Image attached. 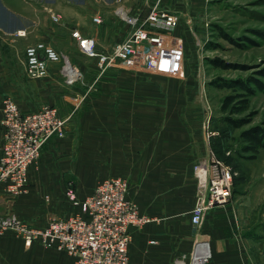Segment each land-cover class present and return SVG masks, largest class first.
Listing matches in <instances>:
<instances>
[{"label":"crops","instance_id":"crops-1","mask_svg":"<svg viewBox=\"0 0 264 264\" xmlns=\"http://www.w3.org/2000/svg\"><path fill=\"white\" fill-rule=\"evenodd\" d=\"M6 1L0 0V155L5 98L13 99L24 112L54 105L70 117L66 135L49 140L37 164L31 166L32 189L57 196L75 178L77 190L89 193L98 179L115 176L127 180L128 197L151 218L132 231L129 257L135 264H173L190 254L198 241L209 243L211 257L205 264H264V232L261 225L253 232L247 230L244 203H231V199L207 211L200 224L192 222L191 211L199 197L194 166L212 151L205 130L210 115L200 99L203 78L196 71L206 40L204 23L196 18L200 9H189L184 0L181 4L172 0L175 4L170 9L180 21L169 32L168 42L183 52L181 72L161 74L113 67L92 77L94 63H82L73 55L71 30L79 28L96 37L99 49L107 51L126 38L125 20L101 17L103 22L96 23L99 31L90 33L84 18L83 25H74L72 17L78 14L74 8L51 13L52 22L46 25L41 9L35 8L31 14ZM118 5L128 7L132 15L145 17L153 4L128 6L120 0ZM52 15H59L60 21H54ZM102 38H108V49ZM39 41L70 55L83 71V86L79 81L68 85L56 65L50 67L46 78L27 76L25 50ZM84 94L89 99L82 105L79 100ZM95 157L94 165L91 160ZM39 200L20 197L10 203L1 187L0 215L13 213L21 222L43 227L50 218L67 217L75 209L73 203H58L59 197L48 203L44 198ZM0 264H74V259L38 242L27 246L12 230L0 232Z\"/></svg>","mask_w":264,"mask_h":264},{"label":"built area","instance_id":"built-area-1","mask_svg":"<svg viewBox=\"0 0 264 264\" xmlns=\"http://www.w3.org/2000/svg\"><path fill=\"white\" fill-rule=\"evenodd\" d=\"M115 14L125 20L129 30L125 39L114 43L107 51L99 49L96 37L79 28L71 30L78 54L96 60V63L93 61L95 71L104 73L113 67L161 74L182 71L183 52L168 42V39L171 41L169 32L180 21L176 12L157 2L145 17L132 15L124 5L118 6ZM52 18L60 21L61 17L52 15ZM94 21L103 22L100 16L94 17ZM53 65L58 67L68 85L83 78V71L72 62L70 55L53 44L39 41L26 48L25 67L29 78L48 77ZM2 109L0 188L15 194L24 190L29 169L39 161L43 146L54 137L66 135L70 117H65L54 105L24 112L11 98L3 100ZM211 134L209 132L208 136ZM194 169L199 181V197L192 211V222L200 224L207 211L231 201L236 172L213 150L200 159ZM129 188V182L121 177L106 179L82 200L69 188V197L79 205L78 213L55 218L43 227L21 222L15 215H1L0 230L17 232L27 246L38 242L63 249L73 257L74 264H135L129 257L132 231L143 227L151 218L129 199ZM210 257L209 243L198 241L190 259L182 255L173 264H205Z\"/></svg>","mask_w":264,"mask_h":264},{"label":"rangeland","instance_id":"rangeland-1","mask_svg":"<svg viewBox=\"0 0 264 264\" xmlns=\"http://www.w3.org/2000/svg\"><path fill=\"white\" fill-rule=\"evenodd\" d=\"M125 1L129 3L128 6L138 4L140 7L144 6V3L146 5H154L159 2L160 6L169 10L173 7L172 3L175 4L172 0ZM182 1L183 0H179L176 1V3L181 4ZM6 2L12 4L11 6H16L14 7L15 9H25L27 13L31 14L34 13L33 11L35 8L41 9L42 18L47 19L48 22L46 25L52 22L50 18L51 13H62V11L63 13L64 11L69 12L70 8H74V11H78V14L74 13L75 15L72 17L74 25L77 23L83 25L82 20L84 18V23H86L85 28L89 29L90 27V33L99 31L98 28L100 26H97L93 19L94 17H97L96 15H100L103 20L106 17H110L122 21V19L115 14V10L119 6L118 4H120V0H8ZM184 4H186L189 9L191 7L200 9L201 14L199 12L196 18L201 19L199 22L204 23V27L206 28L205 48L202 49L201 60L196 67V71L199 72L203 78L200 93L201 103H204L203 105L207 107L210 115L209 117H211L207 118L205 126L206 135L212 130L213 120V126H216L220 132L212 130L213 134H211V136L217 135L219 138L217 142L220 155L232 163L231 166L233 165L232 167H234L236 172L235 191L231 203H244L242 215L246 219H249V221H247L248 223L246 222V224H248L246 225L248 226V231L253 232V230L261 225V232H264V149H260L255 158H251V155H253L252 153L243 151L247 143L241 137L242 131L246 129L255 126H260L264 129V92L256 90V93L250 97L249 109L242 114H235L232 116L235 119H250L249 124H246L241 128H235L223 119L224 117H227L228 114L220 112V100L230 91L227 89H215L208 84L212 78L217 76H223L226 78L242 77L244 79L250 76H255L264 83V76L262 74H256L264 69V0H184ZM100 9L105 10L101 12ZM104 12L107 15H104ZM82 13L85 14L83 17ZM30 24H32V22ZM126 24H124L126 30H129V26ZM46 25H42V27H48ZM257 31H261V36L257 34ZM224 33L228 34L230 39L226 38ZM108 41V38H102L101 42L104 45H107V49L109 45ZM206 45L209 47L206 48ZM72 49L74 50L73 55L75 56L77 54L76 56L82 63L88 65H90L91 62L96 63V60L93 58L79 55L75 44ZM207 58L223 59L231 63L239 64L241 68L224 70L222 68L213 67L210 66V64H207ZM90 74L93 77L99 74V72L92 70ZM80 82L81 81H79V83ZM86 83H88V81H86ZM80 86H83L82 82L80 83ZM95 88H97V85ZM93 91L95 92V90ZM84 95V99L79 100L82 102V105L87 104L86 101L89 99V97L86 98L87 94ZM74 123L70 126L72 129L75 128ZM91 162L95 165L97 163L96 157L93 161L91 160ZM114 177L115 176L98 179L94 187L106 179ZM29 178L28 175L26 185L23 188L24 190L19 191L18 193L13 194L3 188L8 202L13 203L20 197H27L29 201L44 198L48 203L50 199L54 200L56 197H59L60 200L58 203H73L72 205L75 209L70 213L71 215L78 213L80 209L79 205H76L72 198L69 197L67 193L69 188L73 189L78 200H82L86 197H82L81 195H88L91 193L81 192V188L77 190L75 178L73 181H69L60 195L56 196V193L45 191L37 192L32 189L33 184H31ZM39 201L35 202L41 203ZM7 215L14 214L10 213ZM53 219L55 218H50L48 223ZM4 231L12 230H0V232ZM47 247H53L60 251H65L54 245ZM190 256L191 253L188 254L189 259Z\"/></svg>","mask_w":264,"mask_h":264},{"label":"trees","instance_id":"trees-1","mask_svg":"<svg viewBox=\"0 0 264 264\" xmlns=\"http://www.w3.org/2000/svg\"><path fill=\"white\" fill-rule=\"evenodd\" d=\"M257 34L261 36V31H257ZM224 36L230 39L228 34L224 33ZM208 47L209 46L207 45V48ZM206 62L207 64H210V66L222 68L224 70L241 68L239 64L231 63L218 58H207ZM256 74H262L264 76V69H262V71L260 70ZM208 84L210 87L215 89H227L230 91L220 100V112H222L223 114H228L227 117L223 118L226 122H228L229 124H231L232 127L235 128H241L242 126L249 124L250 119L248 118L235 119L232 116H234L235 114H242L243 112L249 109L250 97L256 93V90H261L264 92V83L260 79L255 76H250L246 79L242 77L226 78L223 76H217L212 78ZM212 130H214L215 132L218 131L216 126H213V120ZM218 132H220V130ZM241 137L247 143L243 151L247 153H252L253 155H251V158H255L259 150L264 149L263 127L255 126L246 129L242 131ZM210 138L212 150L217 155V157H219L221 160H224L227 164L231 165V162H229L220 155V150L218 148L217 142L219 138L217 137V135L211 136ZM235 180L236 175L234 178L233 194L235 191Z\"/></svg>","mask_w":264,"mask_h":264},{"label":"bare ground","instance_id":"bare-ground-1","mask_svg":"<svg viewBox=\"0 0 264 264\" xmlns=\"http://www.w3.org/2000/svg\"><path fill=\"white\" fill-rule=\"evenodd\" d=\"M202 248H203V247H202ZM202 248H201V249H202Z\"/></svg>","mask_w":264,"mask_h":264}]
</instances>
